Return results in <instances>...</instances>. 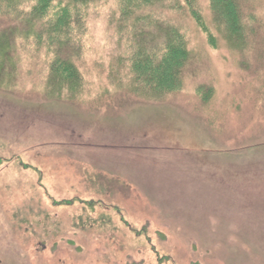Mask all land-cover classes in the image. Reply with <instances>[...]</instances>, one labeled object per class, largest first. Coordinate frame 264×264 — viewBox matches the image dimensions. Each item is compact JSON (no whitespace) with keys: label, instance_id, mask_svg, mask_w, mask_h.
I'll use <instances>...</instances> for the list:
<instances>
[{"label":"rangeland","instance_id":"374dc122","mask_svg":"<svg viewBox=\"0 0 264 264\" xmlns=\"http://www.w3.org/2000/svg\"><path fill=\"white\" fill-rule=\"evenodd\" d=\"M196 3L201 23L156 13L189 50L163 97L106 78L114 0L87 10L74 97L48 93L51 55L14 35L0 59V264H264V0H240L237 38Z\"/></svg>","mask_w":264,"mask_h":264},{"label":"trees","instance_id":"16d2710c","mask_svg":"<svg viewBox=\"0 0 264 264\" xmlns=\"http://www.w3.org/2000/svg\"><path fill=\"white\" fill-rule=\"evenodd\" d=\"M104 1L0 0V17L8 21L0 30L1 64L9 62L8 54L14 44V35L20 36L32 42L33 46L46 48L51 55L46 76L50 84L48 93L56 98L78 95L84 86V77L76 61L83 47L85 16L88 9ZM114 1L116 8L111 12L113 21L110 24L118 33L116 44L120 48L115 60L119 62L127 57L131 67L130 74L123 76L117 69V62L115 72L106 78L119 85L127 80V88L143 94L141 96L163 97L179 90L183 83V69L189 60V50L178 22L156 13L173 12L201 23L202 16L196 0ZM239 2L209 0L210 13L216 26H222L233 38H237L244 29Z\"/></svg>","mask_w":264,"mask_h":264}]
</instances>
